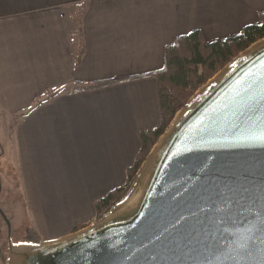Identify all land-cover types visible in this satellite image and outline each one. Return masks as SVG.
Masks as SVG:
<instances>
[{"label":"crops","instance_id":"0c3cea01","mask_svg":"<svg viewBox=\"0 0 264 264\" xmlns=\"http://www.w3.org/2000/svg\"><path fill=\"white\" fill-rule=\"evenodd\" d=\"M83 1L86 53L75 67L71 14ZM262 15L264 0H0L1 125L11 132L25 114L12 148L41 242L92 224L94 202L126 184L138 133L159 123L153 74L165 47L195 31L208 43L236 37ZM96 81L116 83L77 91ZM48 91L61 94L32 109Z\"/></svg>","mask_w":264,"mask_h":264},{"label":"water","instance_id":"95a60500","mask_svg":"<svg viewBox=\"0 0 264 264\" xmlns=\"http://www.w3.org/2000/svg\"><path fill=\"white\" fill-rule=\"evenodd\" d=\"M0 216L7 264H264V38L195 93L99 220L15 245Z\"/></svg>","mask_w":264,"mask_h":264},{"label":"trees","instance_id":"16d2710c","mask_svg":"<svg viewBox=\"0 0 264 264\" xmlns=\"http://www.w3.org/2000/svg\"><path fill=\"white\" fill-rule=\"evenodd\" d=\"M88 8L89 1H83L76 5L75 11L71 14L73 28L69 40L75 67L81 64L86 53L83 21ZM263 38L264 15L261 16L259 24L244 27L241 34L236 37L208 43L201 31H195L177 37L171 45L165 47L164 66L153 74L158 94L159 123L154 129L138 133L140 149L132 165L126 169V184L94 202L95 221L107 214L128 195L138 172L152 149L169 128L176 115L189 103L195 93L239 54ZM115 83L113 81L89 82L77 91L96 90ZM59 94H61L59 91H48L47 96L36 98L32 109L52 101ZM21 116L25 117V114ZM1 144L5 147L2 140ZM5 154L0 159L2 179L0 204H2L3 210L11 221L20 220L18 229L12 228V240L15 245L39 244L41 240L36 228L31 221L29 222L26 219L28 210L22 198L20 178L15 165L11 162L12 153L9 157H4ZM3 157L4 160H2ZM87 226H78L75 232ZM7 249L8 233L6 224L0 218V264H7Z\"/></svg>","mask_w":264,"mask_h":264},{"label":"rangeland","instance_id":"374dc122","mask_svg":"<svg viewBox=\"0 0 264 264\" xmlns=\"http://www.w3.org/2000/svg\"><path fill=\"white\" fill-rule=\"evenodd\" d=\"M15 118V119H14ZM20 119H21V116L20 115H18V116H15V117H13V119H12V122L10 123V122H8V127H9V130H11V132L13 131L14 132V130H15V126H16V123L17 122H19L20 121ZM1 120L3 121V123H4V120H6L5 119V117H3L2 115H1V110H0V140H2L4 143H5V156L4 157H9L10 155H11V153H13V148H12V145H13V142H12V137H13V134L11 133V132H8V129H6V130H4L3 129V126H4V124L3 125H1ZM13 129V130H12ZM152 150H154V148L152 149ZM152 152V151H151ZM4 157L2 158V160H4ZM12 164L13 165H16V159H15V156H14V153H13V155H12ZM24 199V198H23ZM24 201V200H23ZM0 208L3 210V208H2V204H0ZM28 210V209H27ZM3 212L5 213V211L3 210ZM6 214V213H5ZM7 215V214H6ZM8 217V216H7ZM27 218V221H31L32 222V224L34 225V227H36L35 226V224H34V222H33V220H32V216L30 215V213H29V211H28V213H27V216H26ZM0 218L2 219V217L0 216ZM25 219V220H26ZM3 220V219H2ZM24 220V221H25ZM12 222V228L14 227L15 228V230H17L18 229V227H19V224H20V220H13V221H11ZM39 227V226H38ZM6 229L8 230V228H7V226H6ZM38 233L40 232V233H42V237H45V233H44V231L42 230V229H38V231H37ZM7 233H8V231H7Z\"/></svg>","mask_w":264,"mask_h":264},{"label":"flooded vegetation","instance_id":"af4514ba","mask_svg":"<svg viewBox=\"0 0 264 264\" xmlns=\"http://www.w3.org/2000/svg\"><path fill=\"white\" fill-rule=\"evenodd\" d=\"M9 219V218H8ZM10 220V219H9ZM4 221V220H3ZM11 221V220H10ZM6 224V223H5ZM11 224H12V222H11ZM6 226H7V224H6ZM7 228H8V226H7ZM8 231V230H7Z\"/></svg>","mask_w":264,"mask_h":264}]
</instances>
